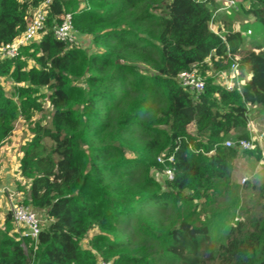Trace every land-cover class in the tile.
I'll return each instance as SVG.
<instances>
[{
	"label": "trees",
	"instance_id": "obj_1",
	"mask_svg": "<svg viewBox=\"0 0 264 264\" xmlns=\"http://www.w3.org/2000/svg\"><path fill=\"white\" fill-rule=\"evenodd\" d=\"M46 1L0 0V49ZM234 1L230 9L239 4L264 27V0ZM217 8L215 0H51L35 41L0 57V152L19 117L42 113L44 100L52 111L50 126L35 124L21 148L22 182L6 190L0 175V198L14 195L11 206L42 222L37 239L22 237L7 212L0 264H264V181L254 187L260 215L231 227L225 243L201 220L231 187L236 161L263 153L249 119L264 108V43L244 50L240 31L214 33ZM66 14L77 45L54 37ZM235 65L245 82L230 91L212 74ZM192 71L201 92L180 83ZM251 139L252 150L238 147Z\"/></svg>",
	"mask_w": 264,
	"mask_h": 264
},
{
	"label": "rangeland",
	"instance_id": "obj_2",
	"mask_svg": "<svg viewBox=\"0 0 264 264\" xmlns=\"http://www.w3.org/2000/svg\"><path fill=\"white\" fill-rule=\"evenodd\" d=\"M23 3H27L30 0H20ZM43 4H41L42 6ZM238 8L240 7L237 4ZM227 7V4L224 6ZM226 15H231L230 12H234L233 9L221 10ZM35 10H31L30 14L32 18ZM236 13V11L234 12ZM242 16H245L243 14ZM237 20V19H236ZM235 20V21H236ZM249 28L253 31L252 35L245 33L246 45L250 47L243 48L251 49L257 45H262L264 43V27L258 23L252 16L250 20L246 19ZM81 45L83 48L87 46L85 41L81 40ZM214 78H218L221 81V75L212 74ZM245 80L240 78L238 83L242 87ZM222 83V82H221ZM2 84L6 89L7 95L13 93V82L9 79L3 80ZM44 92H46L44 90ZM44 111L42 113L34 114L32 119L26 120L19 117L14 125L11 137L5 142L0 152V175L10 188H15V182H22L19 178L18 165L21 154V148L26 142L30 141L32 138L31 128L37 124L50 126L51 124V108L46 100L43 102ZM250 127L252 128V138H257L261 144L262 148V158L257 160L255 157L247 160L245 157L239 158L234 166V171L232 173L231 187L228 191L221 192V195L216 196L215 201L207 206V213L201 212V220L207 223L211 237L217 245L226 242L229 229L236 226L237 223L245 221L246 219L252 217L253 215L259 216L261 213V201L258 197L257 191L254 187H258L264 181V108L256 107L251 109ZM189 132H194V128L191 126L188 128ZM229 141H234L233 138L228 139ZM249 157V156H248ZM162 180L159 176L156 177ZM246 182L243 183V180ZM9 182V183H8ZM3 186L6 190H10L9 187ZM226 187L223 185L221 187L224 190ZM14 195L8 197L3 196L0 198V229L4 226V215L7 212H11V200ZM206 205V204H205ZM204 205V207H205ZM89 239V237H88ZM86 244V241L84 242Z\"/></svg>",
	"mask_w": 264,
	"mask_h": 264
},
{
	"label": "built area",
	"instance_id": "obj_3",
	"mask_svg": "<svg viewBox=\"0 0 264 264\" xmlns=\"http://www.w3.org/2000/svg\"><path fill=\"white\" fill-rule=\"evenodd\" d=\"M226 9L236 7V2L234 0H228ZM51 3V0H47L42 6L35 9V12L32 15V18L29 21L25 33L13 44L3 46L0 49V57L7 59L16 58L20 49L24 46L29 45L39 36L43 31L46 21L45 8L48 4ZM211 29L214 33L220 35L218 29L211 25ZM251 34V32H248ZM54 37L57 41L62 42L66 45H77V31L73 25V17L71 14H66L62 17L61 23L54 30ZM238 66L235 65L232 67V70L229 74L221 73L223 77L227 90H234L235 86L239 85L238 81ZM180 83L192 91L201 92L204 89V81L198 75L197 71L192 72H183L179 76ZM238 147L242 150H252L253 149V140H241L237 142ZM226 147L235 146V142L226 141ZM172 161V159H170ZM169 180H172L173 173L171 170L165 172ZM245 181V180H244ZM12 199V198H10ZM14 199V196H13ZM11 212L13 215V220L15 225L19 230H23L22 237H31L37 239L41 231V221L37 215L31 211L28 207L14 203L12 206ZM106 264V263H103ZM109 264V263H108Z\"/></svg>",
	"mask_w": 264,
	"mask_h": 264
},
{
	"label": "crops",
	"instance_id": "obj_4",
	"mask_svg": "<svg viewBox=\"0 0 264 264\" xmlns=\"http://www.w3.org/2000/svg\"><path fill=\"white\" fill-rule=\"evenodd\" d=\"M226 1L224 0H215V4L217 5V12L215 13L216 17V26L222 28V27H232L235 30H238L241 32V34L244 35L245 33L248 34V32H251V35L253 34V31L249 28L248 23L246 22V19L250 20V16H242L244 14L243 10L241 7H237L236 13L230 12L231 15H226L223 10L225 7ZM253 18V17H252ZM237 19V20H236ZM236 20V21H235ZM193 127V126H192ZM259 144H261L259 142ZM261 147V145H260ZM262 149V148H261ZM7 185L4 183V186ZM8 186V185H7Z\"/></svg>",
	"mask_w": 264,
	"mask_h": 264
},
{
	"label": "clouds",
	"instance_id": "obj_5",
	"mask_svg": "<svg viewBox=\"0 0 264 264\" xmlns=\"http://www.w3.org/2000/svg\"><path fill=\"white\" fill-rule=\"evenodd\" d=\"M225 1H228V0H225ZM224 4H227V2L226 3H224ZM224 9H226V8H224ZM223 9V10H224ZM227 10V9H226ZM214 27H217V29L219 28L218 26H214ZM249 35H251V34H249Z\"/></svg>",
	"mask_w": 264,
	"mask_h": 264
}]
</instances>
